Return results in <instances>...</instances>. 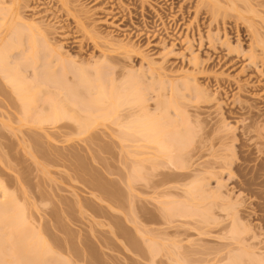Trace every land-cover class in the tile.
<instances>
[{
	"label": "rangeland",
	"instance_id": "374dc122",
	"mask_svg": "<svg viewBox=\"0 0 264 264\" xmlns=\"http://www.w3.org/2000/svg\"><path fill=\"white\" fill-rule=\"evenodd\" d=\"M8 1L0 0V3ZM258 2L264 4V0H259ZM199 3L200 0H21L19 3V11L25 21H28V23L36 21L35 23L42 25L40 26L41 32L46 30V34H50L48 38L51 40L52 46L59 49L61 47L62 53L72 55L76 58L77 63L90 62L93 64L102 59L103 56L107 57L108 60L100 66L104 67L105 71H108V74L105 72L108 78L113 75L112 78L116 79L117 84L113 83L114 85L119 84L124 74L128 76L134 71L140 75L143 71L144 79L141 80L146 81L149 88L140 80L142 75L138 76L139 79L136 80L140 82L139 84H145V88L149 89L145 90V88H142V90H145L143 91V104L145 102L144 107L147 106L145 110L142 109L144 113L149 110L148 113L154 112L156 113L155 115H160L163 106L158 103H161L163 97L170 98L171 95L175 94L176 87L171 90V81L181 85L186 78L192 84L199 82L197 84L202 86V89L207 92V96L208 94L209 96L211 95L209 102L198 104L196 102L197 99L194 97L196 95L195 91H187L184 88L182 89L183 86L181 88L177 86L179 89L176 88V90L181 91L180 93L186 96V101H183L184 103L180 102L183 104L182 107L190 114L189 116L193 121L197 118L201 123L200 126L202 125L201 129L195 128V133H193L195 134L194 143L186 149V151L191 150L188 152L194 153L195 157L193 159L183 158L181 153L183 155L184 151L178 154L179 159L177 158L178 155L175 157L177 162H181L180 166L185 164L183 170H177L175 166L166 164L167 160L164 158L165 160L160 159L154 162H158L157 164L161 165L163 160L162 164H165L166 167L165 165H163L164 167L158 165L162 169H158V172L154 171L151 174L152 167L146 163L144 165L147 168H144L145 171L142 172L144 176H153L154 174L156 178H152V176L149 178L150 180L155 179L154 182L156 180H166L165 176L162 178V175L165 174L161 172L170 173L173 178L181 172L184 173L185 175L182 174V176H185L183 181L179 180L180 183L175 181L177 185L174 182L171 184L176 187L173 191L179 194V197L175 196L171 199L182 203L189 199L188 201H191V206H194V210H200V212L195 210L199 216L196 219H185L186 221L183 218H174L177 223L172 220V224L174 221L175 226L168 225L165 221L164 224L163 220H161L162 218H160L162 217L161 209L157 211L158 206L162 204L158 202L160 200L163 202V200L152 201L157 200L156 196L154 197L155 199L151 198L150 200L151 191L153 190L148 188L149 191L151 190L148 192L150 193L149 195L146 190L147 187L145 188L144 185V187H140L141 179L136 182L140 184L134 185L139 187H137L138 189L135 187L137 190L135 191L134 189V193H136L132 194L143 196L135 197L136 202L137 199L139 201L137 202L138 204H134L138 212L132 210L135 211L137 215V218L136 216L135 218L138 220L140 227H143V231L144 229L148 231L149 228H155V231H159L160 236L159 234L158 236L164 237L165 232L168 234L173 233L170 228L168 229V226L174 227V229L176 227V231L179 228L181 229L174 232L178 233L181 231L182 233H179L180 237L171 235L167 238L170 237L173 242L177 241V243H180L181 253L185 255L192 254L187 257L189 264H203L207 259L204 253L206 254L211 247L214 249L215 246L225 243L216 238V236L218 237L219 233L223 231L224 225V228L229 227V224L231 225V217H228V215L232 214V212L237 213L238 211V215L246 218L245 224L252 226L254 231L249 234L250 238L254 235H257V237L261 235L260 242H264V221L262 220L264 219V153H262L264 150L262 146L264 139L259 137L252 128L250 132L247 129L251 124L250 119L252 117L255 119L257 115H263L260 121L264 123V62L251 65L249 58L252 38L244 21H237L235 14V16L232 14L226 16V18L219 16L217 17L218 19L214 18V20L209 13L207 14V9L202 8L199 10L197 8ZM255 9L260 8L256 7ZM95 33L99 36L98 39L93 38ZM120 43L125 46L127 44L131 48L129 46L124 49L120 47L114 48V44L118 45ZM231 46L238 49H232ZM228 47H231L232 51ZM44 52L41 53V56ZM45 55L47 54H43L42 58L45 59ZM143 57L146 60H143ZM194 57L199 58L197 61L199 62L200 60L202 67H199L200 62H195L196 68L194 67L192 64ZM42 58L41 60H44ZM43 62H46V60ZM153 62L157 63V70L159 69L155 74L150 71V64H153ZM39 63L42 62L39 61ZM66 63L69 64L68 62ZM27 64L30 65L29 63ZM56 64L54 62V66ZM108 66L109 70L110 68L112 69L111 72L107 70ZM56 69L59 70V68ZM25 71H23L21 76L28 77L26 83L28 82L29 84L32 80L34 82L36 71L34 72L32 68H29L24 73ZM41 71H43L42 67L37 70L38 73H41ZM126 71L127 73H125ZM77 72L78 69L73 72L70 70V72H67L68 74L65 73L67 75L64 76L66 77L67 85H72V83L76 85L78 81ZM109 72L112 74L111 76H109ZM125 75L123 80L126 77ZM160 75L165 76L164 81L167 84L165 82L162 83ZM42 76H40L39 82L43 83L46 77L43 76L42 80ZM3 77L0 72V183L2 181L5 184L6 191L9 190V193L15 192L14 194L17 196L20 194V198L16 197L21 201L19 199L17 201H20L18 202L19 204L24 205H21L22 208L26 207V215L30 223L29 228L33 226L35 230H38L42 227L43 230L47 231V239L57 242V246L53 244L57 252L56 260L68 258L72 264H151V255L147 256L146 254L149 251L145 252L146 256L138 254L135 257L136 253L133 250H128L124 241L125 238H136L142 241V239H139L140 236L135 231V228L130 224L135 219L130 211V206H127L124 199V196L128 195L125 194L128 190H124L127 186H124L123 178L125 174L129 175V170L132 169L131 165L126 166L125 162L127 159L132 163L136 162L137 159L139 162L146 150L135 151L132 149L135 151L133 153L128 147L126 149V145L129 146L130 142L134 141L138 136L127 134L124 129V131H121L119 124L122 125L127 120L129 121L131 114L132 116L135 114L143 116L142 110L135 105H126L121 108L122 110H119L118 119L117 117H112L103 118L102 120L97 116L95 118H100V120L95 125L93 118L91 122L90 120L92 119L86 120V112L84 110H80L72 104V106L67 104L65 93L61 94L60 90L53 86L47 87L43 85L40 86L42 89L38 87L39 89H36L35 92L38 93L35 97L39 102V104L38 102L36 104L37 110L30 112L32 114L26 117L27 120L30 121L32 115L36 118L35 114H50L51 110L48 112L45 109L50 108L47 101L53 98L66 109L63 111L69 118L67 117V119L53 127L54 125L52 126L50 122L44 123V125L38 124L37 121L33 122L32 120H35V118L33 119L32 116V120L28 125H22L20 122L25 115H22L21 104L16 96L17 94L13 93V88L9 86L6 78L4 79ZM62 79H64L63 77H61V81L65 82ZM128 80L130 79L128 78L124 81L127 82ZM39 82H36L37 84L35 83V85H38ZM28 84L26 86H29ZM109 84L111 85L112 83L109 82ZM75 85L72 87L74 88ZM81 89L83 88H80V91ZM83 91L85 90L83 89ZM39 92L40 94L42 93L41 97ZM80 93L82 94V91ZM83 94L85 95V93ZM43 101L44 104L42 105ZM41 109H44L45 112H41ZM171 110L169 112L172 114L165 113L166 121H170V119H167L168 114L172 115L170 117L171 120L175 118V110ZM101 112L103 111L101 110ZM148 113L146 112V114ZM154 113L152 114L154 115ZM21 116L23 117L21 118ZM89 122L94 123L93 125L91 124L92 126L95 125L94 127L89 126L92 127L91 129H87ZM82 124L85 125L82 126L85 127L83 128L85 131L89 130L87 133L82 134L83 132L80 131V125ZM83 129L82 131H84ZM139 139L138 137L134 142ZM131 145L130 147H132ZM233 147H235V150H233ZM136 152L139 153L136 154ZM129 153H133V157L136 154L137 157L133 159ZM239 153H241V156ZM233 154H237L236 161L241 164V168L237 170L236 163H233L232 170H229L232 173L234 172L233 177H231L229 175L230 172L227 171L228 169L222 171L219 167L220 165L222 167L223 159L229 156L232 157ZM182 159L184 162L180 161ZM188 159L190 162L187 161ZM129 161L127 162L128 164ZM128 166L130 168H127ZM171 166L173 167L171 168ZM211 170H215L216 174L210 175L208 172H213ZM159 172L161 176L156 175ZM128 175L126 176L128 177ZM145 178L147 179V177ZM255 178V185L250 187L246 185V183ZM194 180L199 182L202 180L201 185L206 186L204 189L207 191L214 190L220 186L218 184H221V195L227 196L226 198L229 200L231 199L230 202L235 203L236 208L234 210L237 211H233L228 206L226 209L223 208L226 206V202L227 204L230 202L228 203L229 200L224 202L220 198L209 199L212 201L209 202L208 200L206 201L207 203H203L204 205L202 204L196 208L194 197H186L187 195L181 189L182 186L190 185ZM109 181V185L113 188L115 187L116 192L119 187V193H116L118 197L116 198H119L120 202H117V200L116 202H114L115 200L111 202L104 199L105 197H103L101 191L105 189L103 185L109 186ZM159 183L157 182V184ZM22 188L23 190L21 191ZM1 192L3 191L1 190ZM1 197L3 199V195ZM121 198L122 200L124 199V202H121ZM110 202L114 204L111 205ZM37 205L39 206L37 207ZM230 205L232 204L230 203ZM118 206L121 210H119ZM191 206L189 207L190 211L193 210ZM224 209H230L232 212L227 215V211L225 212ZM208 211L210 212L209 215L207 214ZM159 214L161 215L160 217ZM131 216L132 218H130ZM213 218L220 219L216 220L217 223L224 221V219L226 222L222 223V225L224 224L223 227L220 225L221 223L219 227H217L218 225L211 228L203 227L201 222L204 219L212 221ZM127 219L131 220V222L129 223ZM181 219L182 222L180 221ZM184 221L185 223H183ZM113 224L115 227L117 225V227H113ZM181 224L184 227L186 226L185 224H190L187 225L189 227H183L186 232L182 229ZM159 226L164 230V233L161 231L164 236H161ZM193 226L197 227L198 230L192 228ZM120 227L121 229H118ZM258 227H261V229ZM109 228L112 231L114 230L113 233ZM156 228L158 229L156 230ZM116 229L117 232L115 231ZM174 229L173 231H175ZM202 229L210 231L211 237L200 236L199 230ZM182 230L186 235L184 234L183 236L184 232ZM212 232L214 233L212 234ZM158 236L155 237L158 238ZM183 239H186L187 243ZM255 241L251 243L254 245L258 243V248L262 247L261 249L263 250V242L261 244L259 240L256 243ZM173 242L168 246L173 245ZM260 245L262 246L260 247ZM168 246L166 248H169ZM70 248H74L76 252L79 250L78 254H76L77 256L69 253ZM164 248L162 252L167 253ZM211 251H209V254ZM165 256L164 254L157 255L156 259L153 260L154 264H171V262L169 263L170 258L167 259L168 257Z\"/></svg>",
	"mask_w": 264,
	"mask_h": 264
},
{
	"label": "bare ground",
	"instance_id": "6f19581e",
	"mask_svg": "<svg viewBox=\"0 0 264 264\" xmlns=\"http://www.w3.org/2000/svg\"><path fill=\"white\" fill-rule=\"evenodd\" d=\"M258 1L259 0H241V1L240 0L239 1H237V0H200V3L198 4V7H197L199 10L202 8L207 9V14L209 13L213 19L214 18L218 19L217 17H219V16L220 17L224 16V18H226V16H230L232 14L233 16L236 15L235 17L237 18V21L242 20L245 22V24L247 26V30H249V32H250L249 33L250 37L252 38V41H251L252 43H251V48H250V58H249L251 61V65L264 62V4H261V2H258ZM8 2H3V3L1 2L0 3V70H1L0 72H1V75L4 76L3 78L4 79L6 78V81L8 82L9 86H11V88H13V93L15 95L17 94L16 96L18 97L19 102L21 104V107H22L21 109L23 110V111H21L23 114L22 113L21 114L23 116L25 115L24 116L25 118L23 116H21V118L22 117L23 118L22 119L20 118L21 122L19 119L20 124H22V125L27 124L28 125V123L31 122L33 115L30 117L31 118L30 121L27 120L26 117H28V115H31L32 113L30 114V112H33V110H37L36 104L38 101L36 100L37 98H35V97L38 93H35V92H36V89L37 90L39 89L38 87L43 86V85H46L47 87L53 86L54 88L59 89L61 94L65 93L67 104L68 105L72 104L74 107H78L80 110H84L86 112V120H88V119L90 120L93 118L95 125L97 124L98 120H100V118L103 120V118L108 119V118H112V117L113 118L117 117V119H118L119 115H120L119 110H122L121 108H124L126 105H128V106L135 105V106L139 107L141 110L146 109L147 106L144 107L145 102L143 104V101H144L143 91L149 90V89H147V88H149V86H148L146 81L144 82V80H141V79H144L143 78V75H144L143 71L140 74V75L143 74L141 76L140 80L143 81L142 83H145L147 85V88H145V86H146L145 84H144L145 86L142 84H139L140 82H138L137 80L139 79L138 76L140 77V75L134 71H132L133 73L131 72L128 76H127V74L126 75L124 74L126 76L124 80H127L128 78L130 80H128L127 82L124 81L123 80L124 75H123V78L121 79L119 84L114 85L113 83L117 84V82L115 81L116 79H114V77L112 78L113 71H112V74L110 73L112 69L110 68V70H109L108 69L109 66L107 67V70L110 71L109 76L112 75L110 78H108L105 74V72L108 74V71H105V68L100 66L103 62L108 60L107 57L103 56L102 59L96 61L93 64H91L90 62L77 63L76 58L73 57L72 55L70 56V54L68 55V53L63 54L64 52L62 53L61 47L59 49V48L52 46V42L48 38L50 34L49 35L46 34L45 29H44L45 33L43 31L41 32L40 26H42V25L35 23L36 21H34V22L32 21L29 23H28V21H25V19L22 17V15L19 11L20 10L19 9V3L21 2V0H9ZM256 7L260 8V9L256 10L255 9ZM42 29H43V27H42ZM93 38L98 39L99 36H97V34L95 33V34H93ZM114 45H115L114 48L120 47L123 49L127 48V46H129L127 44L125 46L121 43L118 45L117 44H114ZM129 47L131 48V46H129ZM231 47L230 48L228 47V49L230 50ZM232 49H235V48L232 47ZM232 49H231V51H232ZM237 49L238 48H236L235 50H237ZM42 52H44L43 54H45V53L47 54V55H45V59L42 58L43 54L41 56ZM47 57H48V59H47ZM145 57H143V60H146ZM41 58L44 60H41ZM197 59H199V58L194 57L192 59V61H193L192 64L194 65V67H195V64L198 62ZM45 60H46V62H43ZM39 61H41L43 64L39 63ZM189 61H191V60H189ZM54 62L57 63L56 66H58V65L59 66L58 67L54 66ZM66 62H68L69 64H67ZM199 62H200V60H199ZM27 63H29L30 65H28ZM38 63L40 66L38 65ZM199 64L201 65V62ZM12 65H13V67H12ZM200 65H199V67H202V65L201 66ZM30 66H33V67H30ZM26 67H28V68L25 69ZM41 67L43 68V71H41V73L40 72L38 73L37 70ZM29 68H32L34 70V72L36 71V77H34L36 79L33 78L35 81L33 82V80H32V82L28 84V82L26 83V80L28 77L27 76H21V74H23V71H25V70L26 71L24 73H26ZM56 68H59V70ZM77 69H78V72L76 74V77H77L78 81H77L76 85L77 84L78 85L76 86L74 83H72V85L71 84L67 85V82H66L67 80L65 79L66 77H64V76H67L66 74H68L67 73L68 71L70 72V70H72V72H73L74 70H77ZM197 69H198V66H197ZM158 70H157V63L153 62V64L152 63L150 64V71L151 72H153L155 74V72H157ZM144 72H145V70H144ZM125 73H127V71ZM153 73H151V74H153ZM41 75L46 77V79H45V81H43V83L39 82V78ZM43 76H42V80L44 78ZM24 77H26V78H24ZM61 77L64 78L62 80H64L66 83L61 81ZM160 77L162 78V83L163 82L166 83V81H164L165 76L160 75ZM145 79H146V77H145ZM30 81H31V79H30ZM36 82H39L38 83L39 86L35 85ZM109 82L112 83L111 84L112 86L110 84L108 85ZM170 83L172 86L171 90H173L175 87L178 88L177 86H179V88H181L183 86L182 89L184 88L187 91H189V90L195 91L196 95L194 94V92H192V93H193V95H195L194 97H195V99H197L196 102L198 104L207 103L210 101L209 99H211V98H209V97H211V95L209 96V94H208V96H207V92H205V90L202 89V86L200 84H197L199 82H197L196 84H192V83H190V80L186 78V80L183 82L182 85L180 83L178 84L174 81H171ZM27 84L29 86H26ZM150 84H152V83H150ZM74 85H75V87L73 88L72 86H74ZM40 88L42 89V87H40ZM80 88H83L85 90V91H83V89H81L82 94L80 93L81 92ZM142 88H145V90H142ZM176 88H175V94L171 95L170 98L169 97L165 98L166 96L163 97L161 100V103H158V104H162L161 106H163V109L161 108V106H159L161 108L160 115L157 116V115H155L156 113H154V112L148 113L149 110L146 111L148 113V114H146V112L144 113L142 110L141 112L143 113V116H139L136 114L134 116H132V114H131L130 118H129L130 120L129 121L127 120L128 122L126 121V123H124L122 125L119 124L120 125L119 128L121 129V131L126 130L125 132L127 134H132L135 137L138 136L140 138L139 140L134 142L136 139H138V137H136V139L133 137L135 140L133 139L134 141H131L130 145L134 142V144H133L134 146L131 145L132 147H130V145L129 146L126 145V147H125L126 149L128 147L130 150L133 149L135 151L146 150V153L144 152L143 153L144 155L142 154L143 156H141V159L139 160V162H138V159L136 160V162L133 160L134 161L133 163L131 161H129L128 159L126 162L124 161L125 165L126 166L131 165L133 170L132 169L129 170L130 171L129 175L125 174V177L123 178L125 183H123V181H122L124 186L125 187L127 186L125 189L124 188L123 189L125 191H126V189L128 190V192L126 191V193L125 192L124 193L128 194V195L124 196L123 193H121V192L120 193L123 194L122 196L125 197L124 198L125 202L127 203L128 207L130 206L129 207L130 211L133 213L134 219H135V221L133 220L132 223H130L131 220L130 221L128 219L127 220L129 221L130 224H132V227L135 228V231L141 237V238L139 237V239H142V241H140V240L132 237L133 239L125 238L124 241L126 242L125 244H126L128 250H133L134 253H136L135 257H136V255L138 256V254L140 256L145 255V252L149 251L146 254H147V256L151 255L150 257L152 258V261L150 259L149 260L153 264H154L153 260H155L157 255H159V254L166 255L165 257H168L167 259L170 258L169 263L171 262V264H189V262L187 261V257H189V255H192V254L187 253L188 255H185V254L181 253L180 252V246H179L180 243H177V241L173 242V239H170V237L169 238H167V237L171 236V235L180 237L179 233L181 231L178 233H174V232H177L181 229L179 228L176 231V227H175V229H174V227H171V226L176 225L175 224L176 220L174 218H176V219L183 218L184 220L185 219H187V220L188 219H196V217L199 216L196 211L200 212V210H196V209H195L196 211L194 210V206H191V201H188L189 199H186L185 203L184 202L182 203L180 201L175 202L171 199V198L179 195L178 192L176 193L173 191V189L176 187L175 186L173 187L171 184L173 182L176 183L177 181H178L177 183H180L179 180L183 181V179H185V176H182V174L185 175L184 173H182V172L179 173V171H178L179 175L174 176V178H173V175L171 177L170 173H168L169 174L168 175L167 173L161 172L162 174H165V175H162V178H163V176H165V178H166V180L162 179L164 182L161 180L163 183L161 181H157V180H156V182H154L155 179L154 180L152 179L153 180V182H152V180L149 179L152 175L149 176V175H147L148 174L147 173L146 174L147 176H144L142 173L143 171H145L144 168L145 169L147 168L144 165L146 163L150 164L152 167V168L149 167L152 170V172H150L151 174L154 171L158 172V169L159 170L162 169L161 167H164L163 165H165V164H162L163 160H162V162L160 161L161 165L157 164L158 162L155 163L154 161L155 160L159 161L160 159H164V158L167 160L166 164H168V165L171 164V165L175 166V168L177 170H179V169L183 170L185 164H184V166L183 165L180 166L181 162L180 163L177 162V158L179 159L178 154L183 152V151H184V153L187 152V154H185V155H184V153H183V155L181 153V156H183V158L193 159L195 157L194 153L188 152L191 150L186 151V149L188 147H191V145H193V143H194L195 134H193V133H195V128L201 129L202 125L200 126L201 123L197 118L194 119V121H193L191 119V117L189 116L190 114H188L186 109L184 107H182V105H183L182 103H184L183 101H186L185 100L186 96L184 94H181L180 93L181 91L176 90ZM74 89H76L75 90L76 92L74 91ZM73 91H74V93H73ZM176 91H178V93H176ZM83 93H85V95ZM39 94H40V92H39ZM39 96L41 97L42 93ZM191 96H192V94H191ZM68 101L70 104L68 103ZM180 102H182V103H180ZM47 103L50 105V108L45 109V110H48V112L51 110L50 114H48V113H47V115H45L44 113H43L44 115L43 114H37V115L35 114L36 118L33 116V119L35 118V120H32L33 122L37 121V123L40 125H42V124L44 125V123L50 122L51 125L52 126L54 125L53 127H55L57 124L62 122L64 119H67L68 116L63 111L66 109L61 104H58L55 98L49 99L47 101ZM38 104H39V102H38ZM43 104H44V101H43L42 105ZM40 106H41V104H40ZM160 108H158V109L160 110ZM171 109L175 110V113H174L175 118L173 116L174 119H172V120L170 118L172 115H169V114H172L169 112ZM101 110L103 112H101ZM105 110H107V111H105ZM108 110H110V111L112 110V111L110 112ZM42 111H44V109L43 110L41 109V112ZM97 112L100 114H98ZM171 112H172V110H171ZM101 113H102V116H101ZM152 113H154L155 116ZM165 113L166 114L169 113L167 115V119H170V121L165 120L166 119ZM69 115H71V114L69 113ZM92 115H93V117H92ZM97 116H99L100 118L99 119L95 118ZM262 117H263V115H261V116L257 115L255 119H253V117H252L250 119L251 124L247 127V129L250 132V130L252 128L254 130V132H256V134L259 137H262L264 139V123L262 121H260V118H262ZM75 118L77 119V117H75ZM93 119L90 120V122L93 121ZM83 120H85V119H83ZM104 120H106V119H104ZM72 121H74V120H72ZM90 122H89V125L87 126V129L88 128L91 129L92 127L95 126V125L92 126L94 123H90ZM32 124H34V123H32ZM35 124H36V122H35ZM85 124H88V123H85ZM83 125L84 124L80 125L81 127L79 126L81 128L80 131L83 132L82 134L87 133V131H89V130L85 131L83 129L85 127H82ZM89 126H92V127H89ZM82 129L84 131H82ZM262 146L264 148V143H262ZM133 150H132V152L134 153L135 151H133ZM233 150H235V147H233ZM133 153L130 154L132 156H130V155L129 156L133 157ZM137 153H139V152H136V154ZM233 153H235V152H233ZM262 153H264V150L262 151ZM136 154L134 155V157H137ZM177 155H178V157H177ZM236 155L237 154H233L232 157L229 156V157L223 159L224 163H223L222 167L220 165L219 169L221 168L222 171L228 169L227 171L230 172L232 170L231 167L233 166V163H236V169L240 170L241 164L237 163ZM239 155L241 156V153H239ZM134 157H133V159H134ZM175 157H177V158H175ZM189 159L187 161H189ZM128 161H129V164L127 163ZM180 161H183V159ZM183 162H182V164H183ZM177 163H179V164L177 165ZM158 165L161 167L159 168ZM129 166L127 168H130ZM173 166H171V168ZM165 167H166V165H165ZM211 171H213V170H211ZM208 173L210 175L216 174L215 170L213 172H208ZM126 175H128V177ZM156 175L161 176L160 172H159V174L156 173ZM229 175H231V177H233L234 172L233 173L230 172ZM145 177H147V179ZM153 177L156 178V176H154V174H153L152 178ZM139 179H141V181H142L141 185H139V186L141 187L144 185L145 188L147 187V189H146L147 193L151 191V190L149 191V189L153 190V191H151V193H152L151 195H150V193H148L151 196L149 198L150 200H151V198L157 199V200H152L154 202L155 201L158 202L160 199L163 200V202L161 200L158 202L159 204H160V202L162 203L160 205L156 203L157 205H159L158 209L156 206L155 207H156L157 211L158 210L160 211V209H161L162 217H160L161 216L160 214H159V217L162 218L161 220H163V222L165 221L168 225L171 224V226H168V229L170 228L173 233H171V234H168L166 232L164 233L163 232L164 230H162L159 226L161 236H164V234H165L164 237H159L160 234H159V231L157 230L158 228H156L157 231H155V228H149L148 231H147V229L146 230L144 229V231H143V227H140L138 220H136L137 215H136L135 211H132V210L137 209L136 206L134 207V204L139 202L138 199L136 202L135 197L141 196L139 193H138L139 196L132 195V194L136 193V192L134 193L135 187L136 188L139 187V186H134L135 184L136 185L140 184V183H138V184L136 183ZM255 180H256V178L253 180H250L248 183H246V185L249 187L252 185H255L256 184ZM201 181L202 180H200V182ZM157 182L158 183L161 182L162 184L159 183V184H161V185H159V184H157ZM200 182L197 180H194L190 185L182 186V188H181L183 190V193L185 195H187L186 197H194V200L196 203L194 205L196 206V208L200 207V205H202L203 203H207L206 201H208L209 199H215V198L219 199L220 198V199H222V201L224 200V202H226L225 200H229L228 198H226L227 196L225 197V196L221 195V193H222L220 191L222 188L221 184H218V185H220V186H218V188H216L214 190L207 191L204 189V187H206V186L201 185L203 181L201 183ZM177 183L175 185H177ZM109 184H110V181H109L108 185ZM153 184H154V186L155 185L156 186L154 187ZM203 185H205V184H203ZM103 186L105 187V189H102L101 192L103 194V197H105L104 199L111 201V202H113L114 200H115L114 202H116V200H117V202L118 201L120 202V200H118L119 198L118 199L116 198V197H118V194L116 196V193L117 192L119 193V191H118L119 187L117 188V192H116L115 187L113 188L110 185H109L110 186L109 187L106 184ZM177 188H179V187H177ZM121 189H122V187H121ZM137 189H135V191ZM160 189H162V190L160 191ZM181 189H180V191H181ZM1 190L4 193L1 192ZM22 190H23V188L21 189V191ZM7 191L5 188V184L1 181L0 192L3 194L0 193L1 194L0 197L3 195V199H2V197L0 199V264H72V262L68 258L67 259L65 258L62 260H56L55 259V256H57L56 255L57 252L54 249V245L57 246V244H56L57 242L55 240H51L49 238L47 239V237H48V235H46L47 231L43 230L42 227H41V229L37 228L38 230H35V227H33V226L30 227L33 229L29 228L30 223H29V220H28L27 215H26L27 214V210L25 209L26 207L22 208V206H24V205L18 203L21 201L19 199L20 194H19V196H17L16 194H14L15 192L9 193V190H7ZM249 191H251V189H249ZM24 193L26 194V192H24ZM99 194H100V192H99ZM102 194H100V195L102 196ZM104 194H105V196H104ZM16 196L19 197L18 199L20 201H17L18 199ZM141 197H143V196H141ZM122 198H121V202L124 200V199L122 200ZM230 200L228 201V203L230 202ZM41 201H42V199H41ZM102 201H105V200H102ZM210 201H212V200H209V202ZM230 203L232 205H230ZM230 203L227 204V202H226V206H224L223 208L226 209V207L228 206V208H231L233 211H237V210H234L236 208V205H234L235 203L234 204L232 202H230ZM112 204H114V203H111V205ZM121 205H120V207H121ZM38 206L39 205H37V207ZM116 206H117V204H116ZM190 206L193 208V210H191V211L189 208ZM113 207H114V205H113ZM121 208L119 210H121ZM223 208H222V210H223ZM24 209H25V211H24ZM35 209H36V206H35ZM112 209H110V210H112ZM115 209L118 210L117 207H115ZM125 209H126V207H125ZM156 209H155V211H156ZM225 209H224V211L225 212L227 211V215L230 214V212H232V211H230V209H228V210H225ZM136 212H138V211L136 210ZM209 213L210 212L208 211L207 214L209 215ZM234 213L232 212L233 215L232 214L228 215V217H231L230 220L232 222H231V225L229 224V227H227V228H224L225 227L224 224H223L224 227L222 225V223L225 221V219H224V221H220L221 224L217 223V221H216V220H220V219H214V218H213V220L211 219L212 221H210L209 219H204L201 222L203 227H206V228L207 227L211 228L212 226L216 227L217 225H218L217 227H219L221 225L223 227L222 228L223 231L222 230H220V231H222L224 233L221 232L222 235H220L221 233L217 232V233H219L218 237L216 236V234H214V235L220 241L225 242L223 244L222 243L219 244L220 246L217 245L218 247L215 246L217 248L214 247V249H213L211 247L210 250H212V251L210 252V254H209L210 250L208 248H206L209 250L208 252L202 251V252H206V254L204 253V256H206V258H207L205 260V257H204L205 261L203 260L204 261L203 264H264V249L263 250L261 249L262 245H260L261 248H258L259 244L256 243L259 240V243L262 244L263 241L260 242L261 235L258 236L259 238L257 237V235H254L252 238H250L249 234L252 233V231H254L252 226L245 224L246 218L243 217L242 215L241 216L238 215L239 214L238 211H237V213L236 212H234ZM99 214H101V213H99ZM135 216H136V218H135ZM112 217H114V216H112ZM152 217H155V216H152ZM130 218H132V216ZM142 218H143V216H142ZM172 220L175 221V222L173 221V224H172ZM262 220L264 221V219H262ZM180 221L182 222V219ZM185 221L183 223H185ZM165 222H164V224H165ZM183 225L181 226L182 229L186 228V226L190 225V224H185L186 225L185 227ZM113 227H115V225ZM116 227H117V225H116ZM126 227H127V225H126ZM187 227H189V226H187ZM134 228H132V229H134ZM166 228H167V226H166ZM192 228L197 229V227H195V226H193ZM258 228L261 229V227H258ZM109 229H111V228H109ZM118 229H121V227ZM173 229L175 231H173ZM205 229L199 230L200 236H210L211 235L210 231H207ZM44 231H46V232H44ZM113 231L111 229L112 233H113ZM115 231L117 232V229ZM145 231H147V232H145ZM161 231L164 233L163 235H162ZM184 231L186 232V229H184ZM185 232L183 233V236H184ZM213 233L214 232H212V234ZM132 234H133V232H132ZM132 234H131V236H133ZM158 234H159V236H158ZM155 236H158V238H156ZM181 236H182V234H181ZM212 237L214 238V236H212ZM177 238H175V239H177ZM257 238H258V240L255 241ZM178 239L180 240V238H178ZM183 240H185L187 243L186 239H183ZM183 240H181V241H183ZM253 241H255V243L258 246L252 244L251 242H253ZM171 242H173V245H171L172 248H170L171 246L170 247L168 246L171 244ZM104 245H105V243H104ZM263 245H264V242H263ZM146 246H147L148 250L145 251V249H147V248H145ZM166 246H168L169 248H166ZM71 248L69 249V253H71L73 255L78 254L79 250H78V252H76V250L74 248L73 249H71ZM163 248L167 251V253L162 252ZM79 249H80V247H79ZM80 253H82V252H80ZM167 254H168V256H167ZM208 256L210 259L208 258ZM58 257H59V255H58ZM138 258H140V257H138ZM166 264H168V263H166Z\"/></svg>",
	"mask_w": 264,
	"mask_h": 264
}]
</instances>
